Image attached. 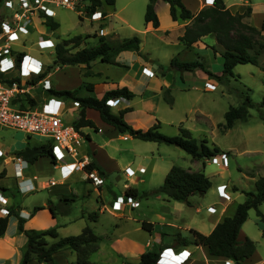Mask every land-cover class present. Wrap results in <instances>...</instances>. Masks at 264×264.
Wrapping results in <instances>:
<instances>
[{"label": "rangeland", "instance_id": "1", "mask_svg": "<svg viewBox=\"0 0 264 264\" xmlns=\"http://www.w3.org/2000/svg\"><path fill=\"white\" fill-rule=\"evenodd\" d=\"M7 1H10L11 4H8ZM42 1L41 4L36 2V0H0V27L4 20H9L10 22L16 21V18L11 17L9 19L8 16L9 13H13L14 10H17L20 14H25V17L22 16L23 18L20 19V22L27 23V27L29 28L27 34L20 36L18 40L11 43L13 47L12 55H14V59L12 60L15 67L12 71H7L4 74L7 77L17 75V69L19 67L17 64V53L22 52L21 49L27 50L29 54L38 59L35 60L36 62L33 64V79L37 80V78H41V75H44V77L41 80L39 79L36 83L37 86L31 90L33 94L31 97L33 96L32 98L35 100L37 98L40 100L45 99L46 101L49 97L48 91L43 89V82L48 78H50L52 87L56 90L75 88L80 85L83 80L91 82L90 76L84 75V73L90 74L93 72L91 66L83 67V64L67 66L55 64L56 44L76 35H82L84 39L80 46L74 48V51L84 46L97 45L99 39L94 36V33H97L99 36L105 35L110 40L137 35L143 39L141 43L142 49H147L150 45L154 47L153 57L149 58H154L158 65H162L161 68L163 70L168 71L170 66L169 60L162 56H159L162 59H158L155 55H169L172 51L171 49L174 48L165 46L155 36L144 32L147 26L145 13L149 0H116L115 9L104 6V8H109V13H111V15L109 17L102 16L100 19H92L93 14L86 11V3L82 0H77L74 9L59 5L57 1ZM225 3L226 7L232 13H244L251 7L250 14L244 17L243 20L250 25L256 26L260 33L251 34L248 30H245V32L252 35L256 47L261 49L262 53L260 59L264 65V47L259 46L260 44H264V28H261L264 24V0H225ZM49 4H52L51 6L56 10L55 16H51L60 23V27L56 31L45 23L46 17L42 15V12L45 14L44 8ZM207 5H211V2ZM159 13L162 16L163 22H167L166 15L170 14L168 7L166 5L160 6ZM124 19H128L130 24L125 22ZM43 28L47 29L48 32H43ZM103 28L104 30L102 31ZM41 35L45 38H51L54 45L50 48L40 49L38 39ZM217 44L220 51L225 49L218 40ZM208 46L209 48L207 49H209V54H204V56L202 54L199 58L206 64L208 69L215 73L216 70L223 68L222 59L219 55L215 54L210 44ZM146 51L147 50H144L143 54L146 55ZM182 52L183 51H181V53ZM183 54H188V52H183ZM186 56H189L190 59L196 58L191 52H189V55H184V57ZM214 56H217L218 59ZM142 57L146 60L144 55ZM99 59L100 58L95 61L94 68L102 70L104 75H109L113 80L121 81L123 79V75L125 74V69L123 67L102 63ZM148 63L150 62L148 61ZM172 70L174 69L170 71ZM174 72L175 75L172 76L173 83L171 82L169 86L171 87V95L173 97L172 104L166 101L164 97L165 91L164 93L162 90L158 91L159 84L156 82L157 79L154 80V82L152 81L149 86V88L156 93L152 100L158 110V116H156V118L160 121L159 130L166 135L174 136L181 134V127L188 128L195 137L200 140L206 139L207 144L211 148L218 147L220 152L210 158H194L190 153L176 144L145 141L135 137L131 139H122L117 133L112 134L104 130L101 135L103 137H98L96 141L102 143L103 141L105 142V140H111V146L109 148L106 147L109 152H106L104 147H100L98 150V157L103 159L106 163L103 165L112 167L109 168V176L106 185L103 186L105 193L101 191V194L98 195V191L95 189L93 190V188L95 186L100 190L102 187L97 186L89 178L85 177L83 180L80 179V177H78L80 175L79 171H76V173L70 175L71 177L65 180V182H71L70 184H73V189H77L78 191V194L72 192L69 196L78 198L73 203L72 211L69 215L59 214L55 219V223L60 221L63 222L67 218L78 219L71 225L68 224L63 227L62 233L67 236L79 234L82 228L81 225L84 223L89 224L96 233L101 235L103 242L108 244L107 241H112L110 246L120 254L119 256H123H121L123 258L121 259L120 257L110 255V253H106V245H103L102 249L92 256V260L97 263L125 264L126 261L135 262L137 257H141V254L134 255L135 257H129V255L125 254L122 246L125 237H116L120 235L118 232L124 231L126 228L128 229V227L134 229L138 226L139 219L158 222L161 221L158 215H167V221L165 222H174L176 227H164L168 229L166 232L169 234L175 233L177 236L183 238L190 234V231L186 229L188 223H190L191 227L207 231L212 223L210 217L212 218L213 216L212 213L208 211V206L212 202H216L219 206V201L222 200L219 193L220 183H226L222 185L226 187L228 185V190L231 191H233V186L238 187V190H234L235 193L233 197H236V200H233L231 203L230 209H232L237 203L243 202L246 199L244 190L255 191V181L251 176L258 178L264 174V104H262L264 100V69H262V66L254 63H239L234 68L235 75L229 76V79H224L223 81L210 78L202 69L181 71L176 68ZM183 72H186L185 78L183 77ZM216 74H222V72ZM204 75L207 76L205 77ZM169 78L171 79V76ZM206 79H209V83H204ZM143 86L139 84L133 85L137 92V96L130 104L135 107L134 110L142 106L141 101L144 97L142 90L144 89ZM102 88L104 87L99 86L95 88L94 91L91 92L92 95H99ZM146 90L147 89H145V91ZM248 94L255 103L254 106L250 108L248 119L246 121L237 120L233 127L226 128V111L231 105L241 103ZM61 117L66 123H70L72 119V116L68 113H65ZM125 120L134 127L148 129L154 124L156 119L149 115H140L137 112H132L128 114V117H125ZM83 130L85 133L91 132L93 137L95 136V131L90 127L83 128ZM0 141L4 142L3 149H12L11 151H15L27 144L36 145L40 143H49L51 142V138L37 134H27L24 131L0 125ZM79 149L82 152L87 151L88 153L89 149H91L88 140L85 139V142ZM55 151L57 152L56 155H58L57 167L49 162L47 159L48 157L43 159L38 164L40 170L38 171L39 177L37 181L40 184L42 182L50 183L52 180H55L57 183L56 185H50L47 188L24 194L20 193L18 188H16L18 181L16 177H8L1 180V184L7 186V191L11 194V199L14 204L38 203L40 199H52L57 201L55 192L61 189V185L63 184V178L61 177L59 167L65 160L70 159H68L57 147ZM91 153L92 152H90V154ZM111 153L122 157V165L120 167L116 166V163L110 158ZM145 153L151 154L153 159L148 161L146 158H142V155ZM222 153L229 154L230 164L227 166L213 162V157H220ZM134 156L136 160L132 163L129 159ZM194 159L195 161L196 159H204L205 162H207L206 173L209 174L212 180V187L203 195H191V204L174 199H170L169 201L168 199L164 200L165 195L156 190L164 181L170 168L175 164L187 169H189L188 167L192 168L194 166ZM221 160L222 159L219 158V161ZM138 161H141L140 165L143 164L146 166L147 171L135 172L134 175L129 176L125 171L127 168L126 166L131 165L134 169H137L136 165H138ZM33 169L34 168L30 171L33 172L36 168ZM25 171L27 174V169ZM76 178L79 181L75 182ZM125 183L128 184L124 185ZM134 189L138 190V197L135 196V200L140 202L139 206H134L130 202H125L126 204L122 206V209L117 210L119 214L118 217H115L111 212L106 210L100 212L104 200L103 197L114 198L116 193L124 194L125 191L126 194H124L122 198L126 199L130 196L127 192L133 194ZM98 200L99 203H97ZM85 207L88 208L87 211L98 213L97 220H91L89 218L90 212L85 214L84 218L82 217ZM260 209L264 213V203L260 205ZM249 214L250 216L246 226H244V231L258 241L259 250L252 261H247V264H256L259 262L258 260L264 258V229L256 209L251 208ZM39 220L42 221V218ZM35 223L36 227H40L38 222ZM139 232L137 233L139 234ZM158 232L161 234L162 230H158ZM140 234H143V236L150 235V233L144 231ZM161 238H163L162 234ZM48 239L50 238L48 237ZM158 243L161 244L162 239L161 242ZM161 247H163V244L160 246H153L150 250H160ZM73 253L74 256L69 259L71 263L76 262L75 252ZM124 255L127 256V258ZM174 255L176 254H173L172 251H167L164 258L170 257L172 261L173 258H175L176 261H178L180 256ZM66 256L67 253L59 255L57 258L58 264H67Z\"/></svg>", "mask_w": 264, "mask_h": 264}, {"label": "trees", "instance_id": "2", "mask_svg": "<svg viewBox=\"0 0 264 264\" xmlns=\"http://www.w3.org/2000/svg\"><path fill=\"white\" fill-rule=\"evenodd\" d=\"M104 1L110 5L115 4L116 0H88L86 4V10L90 14H93L98 9L103 7ZM157 0H150L147 4L145 21L152 22L155 27L160 25V20L155 11V2ZM170 4V13L174 20L181 18H190L191 23L186 27L185 33L180 37V40L187 46H191L202 40V37L208 34H212L216 37L218 42L224 46V50H217L215 46H212L215 54L219 55L222 59L223 70L222 74H216L212 70L208 69L206 64L197 56L190 61H181L177 57H174L171 61V65L181 71H195L196 69L204 70L210 78H216L219 81L229 79V76H234V68L239 63H254L262 66L261 62V49L257 48L255 41L250 33H260L256 26L250 25L244 22V17L250 14L251 7L244 13H232L227 7L225 0H214L211 5H207L202 8L198 13L193 14L181 0H167ZM180 8V14L177 13V9ZM106 14L103 11V15ZM46 17L45 23L52 29H57L60 23L53 18V16L44 14ZM264 28V24L261 27ZM250 31V33L245 32ZM1 32V27H0ZM236 32V34H235ZM95 37H98L99 43L94 46H84L76 51L74 48L80 46L83 43V36L76 35L72 38L64 39L62 42H58L55 47V64L57 65H75L85 64L90 66V63L98 58L102 62L110 63L113 65H119L126 67L127 65L117 62L114 57L123 50H135L139 51L141 48V38L137 35L131 37H124L118 39H108L105 35H98L94 33ZM90 37V36H89ZM115 40V41H112ZM260 47H264V44H260ZM26 52H19L17 57V64L19 65L22 56ZM32 79V83L36 84L39 79ZM0 79L11 84L13 80H20L18 76L7 77L3 72L0 73ZM90 87V85H88ZM82 86L74 90L63 89L56 90L50 88L48 93L64 99L77 100L80 103L79 118L74 122L77 129L81 131L82 127L91 126L98 129L93 120L86 118V109L93 108L100 112L102 119L112 125L121 133H127L135 138H139L145 141H156L159 143L176 144L190 153L194 158H210L216 153L220 152L218 147L211 148L207 144L206 139H198L195 137L191 130L185 127H181V134L169 136L159 130L160 121H156L148 129L136 128L125 120V113L131 110V107H125L118 112H113L112 106L107 101L115 96L130 100L133 99L136 94L128 87H118L108 90L102 97H96L94 95H80ZM164 97L170 104L173 103V97L171 95V87L166 88ZM33 104L36 100L27 94ZM21 100V96L15 99ZM254 101L251 96L246 95L245 99L237 104L231 105L225 113V127L231 128L234 126L237 120L246 121L250 115V108L254 106ZM264 104V100L262 102ZM18 155L23 157L29 162H35L42 156H48L53 163H57V156L54 151V147L51 142L40 143L36 145L27 144L23 149L18 151ZM96 167L94 162L88 165V169L92 170ZM100 173L105 175V172L99 169ZM212 187L211 178L205 173L204 170H190L180 165H173L165 176L164 181L156 190L159 193H163L168 199H174L181 202L191 204L190 196L205 194ZM127 192L128 195L135 196ZM246 199L243 202L238 203L234 213L226 216L222 221L218 222L214 229L205 234L196 229H190V232L194 234V240L177 236L176 240L185 244L195 243L199 245H205L209 249V253L215 256H223L234 260V264H243V260L251 257L257 248L255 240L246 236L243 241L238 239L240 230L249 217V210L255 208L257 215L264 224V213L260 209V205L264 203V175L258 177L255 181V191H245ZM62 199L66 201H74L75 198L69 195L62 196ZM42 206H36L34 210H38ZM50 209L53 214H56L55 206L50 205ZM70 212V208L65 210V214ZM10 214L6 216H0V236H2L8 225ZM89 218L91 220H97L98 213L90 212ZM25 220L23 217L19 219V231L23 232L27 236V242L23 252V257L20 264H29L33 259H37L40 262H47L48 264H58L56 261L57 253L64 249L70 248L76 253V262L70 264H102L93 262L90 256L93 252L99 249V243L101 237L94 232L91 226L86 225L79 234L59 236L58 229L56 227L46 230H36L25 228ZM156 223L143 220L142 226L145 230L153 232L155 230ZM48 237H53L56 240L50 241ZM162 249V248H161ZM160 250L149 249L141 254L140 260L133 262L127 261L126 264H159L158 259L160 257Z\"/></svg>", "mask_w": 264, "mask_h": 264}, {"label": "crops", "instance_id": "3", "mask_svg": "<svg viewBox=\"0 0 264 264\" xmlns=\"http://www.w3.org/2000/svg\"><path fill=\"white\" fill-rule=\"evenodd\" d=\"M181 1L188 9H190L192 11L193 14L198 13L202 8L207 6V4L209 3L207 0H181ZM115 4H116V1H115ZM115 4L110 5L104 1L103 7L98 9L96 12L98 15H101V17L102 16H105V17L108 16L109 17L111 15V13H109V8L113 9L115 7ZM51 5L52 4H49L47 6L49 8V11H50V12H48V14H52L55 16L56 10ZM162 5H166L168 7L169 12H170V4L167 0H157L155 2V11L157 12V15L159 17L160 25L158 27H155L151 21L146 22L147 26L144 29V32L150 33L152 36H155L165 46H168L170 48L171 47L174 48V49H171L172 51L169 55L168 54L165 56L164 55H157V54L155 55L158 59H162L161 57H159V56H162L163 58H166L167 60H169L170 66H169L168 71L163 70L161 68L162 65L161 66L158 65V63H156L157 61L154 58H149V57H153L152 54H153V48L154 47H151V45L147 49L140 48L139 51L123 50V51L119 52L114 57V59L117 62L127 65L126 67L121 65V67H123L125 69V74L123 75L124 77L121 81L113 80L109 75H104L102 70L94 68L95 63H96L95 61L98 60V59H96L90 63V66L92 67L93 72H91L90 74L84 73V75L90 76L91 82H89V81L86 82L83 80L80 85H78L75 88L69 89V90H74V89L82 86V88L80 90V95L86 96L89 94L92 95L91 92H93L95 88L100 86V87H104V88H102L99 95H95V96L96 97H102L104 95V93L108 90L125 86V87H128L133 92H135V94L137 96V92L135 91L133 85H136V84H139L140 86L144 85L143 86L144 89H142L144 97L142 98V101H141V103H142L141 107L139 106L137 109L134 110L135 107L130 104V102L136 98V96H135L133 99H130V100L121 98L122 101L118 105H116L115 107H112V110H113V112H118L123 107H131L132 109L125 113V117H128L129 113L137 112L140 115L145 114V115H149L150 117H155V119H156L154 121V123H155L158 120L156 118V116H158V114H157L158 110L156 109V106L153 103L154 101L152 100V99H154L156 93L153 92L152 89L149 88L151 82L152 81L154 82V80L157 79L156 82L159 84L158 91L162 90V92L164 93L166 88H168L171 85V82L173 83L172 76L175 75L174 70H176V68H174L171 65V61L174 57H177L181 61H190L193 59H190L189 56L184 57V55H189V52L193 53L194 57H197V56L201 57L202 54H203V56H204V54L208 55L209 49H207V48H209V46H208L209 44L211 46L216 45L215 47L217 48V50H220V49H218L217 39L212 34H208V35L203 36L202 40L200 42L195 43L191 46H187L186 44H184V42L180 40V37L185 33L187 25L189 23H191V19L190 18L184 19V18L179 17L177 20H174L171 16V13H170V14L166 15L167 22H163L162 16L159 13V7ZM104 6H108L109 8H104ZM103 11L106 14L103 15ZM180 11H181L180 8H178L177 13L180 14ZM114 13H116V12H114ZM124 20H125V22L130 24L128 19H124ZM107 28H109V27H107ZM57 29H54V31H56ZM43 32L46 33V32H48V30L43 28ZM142 41H143V39H141V43H142ZM144 50H147L146 55L143 54ZM18 51H20V50H18ZM21 51H25L26 53H28L27 50L21 49ZM181 51L188 52V54H183V52L181 53ZM18 53H17V55H18ZM143 55L145 56L146 60H144V58L142 57ZM11 58L14 59V55H11ZM215 58L218 59L217 56ZM148 61L152 64H150V66H148L147 70L150 73H152V71H153V75L149 74L145 71V66H146L145 62H148ZM102 63H105V62H102ZM83 65H84L83 67H86L85 64H83ZM63 66H67V65H63ZM117 66H119V65H117ZM171 69H174V70L170 71ZM222 70H223V68L220 70H216L215 73H221ZM185 75H186V72H183L184 78H185ZM170 76H171V79L169 78ZM204 76L206 77L207 75H204ZM48 80L51 82L50 78H48ZM208 81H209V79H206L204 83H209ZM51 84H52V82H51ZM88 85H90V87H88ZM145 89H147V90L145 91ZM48 95H49V93H48ZM50 96H52V95H49V97ZM68 100H72V99H68ZM36 101H37L38 105L41 106V104L45 101V99L40 100V99L36 98ZM67 103L69 104L70 102H67ZM78 115H79L78 111L73 112L74 117H78ZM86 118L93 120L98 129H95L91 126H86V127L81 128V132L85 134L86 140H88V142L91 145V149H89V152L87 153V151H85L83 153L89 155L91 162H94L96 165L95 169L98 171L100 169L101 171L105 172L104 176L106 177V179H108V176H109L108 174L110 171L109 168H112V167H109L108 165H107L108 167L106 165H103L106 163H105V161H103V159L98 157V154H99L98 150L100 149V147H104L106 152H109V150L106 147L109 148L111 146V140L109 139L107 141L105 140V142L103 141L102 143H99V141H96L97 138L102 135V132H104V130H106L107 132L112 133V134L117 133L119 135V137L122 139H126V138L131 139L133 136H131L130 134L121 133L117 129H115L112 125L105 122L102 119L100 112L96 109L87 108L86 109ZM87 127H90L91 129H93L95 131V136H94L95 138L93 137L91 132H86V133L84 132L83 128H87ZM101 137H103V136H101ZM154 142H156V141H154ZM3 145H4V142L0 141V151L2 152V154L0 153V208H2L4 210L7 209L9 212V213H7V215L10 214V216H9V221H8L6 231L2 236H0V264H20L22 257H23L25 245L27 242L26 234L19 231V219H20V217H23L25 220V224H24L25 228H28V229L31 228V229H36V230H46L49 228L56 227L58 229L59 236H61V237L67 236L64 233H62L63 227L67 226L68 224L71 225L73 222H75L78 219L67 218L63 222L60 221L57 223H55V219L58 217L59 214L69 215L72 211L73 203L78 198V197H76L74 201L70 202V201H66V200L62 199V196L69 195L72 192L75 194H78V191H77V189H73V184H70L71 182H65V180L69 179L71 176H69L68 178H64L61 174V177L63 178V180H62L63 184L61 185V189H58L55 192L56 193L55 196L57 197L58 203H57V201H54L52 199H44V200L40 199L38 203L36 202V203H31V204H29V203H27V204H24V203L14 204L12 202V199H11V194L7 191L8 190L7 186L1 184V180L3 178L13 177V176L16 177V179H18L16 188H18V191L20 193H24V194L32 193V192L38 191L42 188H47L48 186H50L52 184L47 183V182H45V183L42 182L39 184L37 179L39 177L38 171L40 170V166H38V164L43 159L47 158L48 156H42L38 160H36L35 162H29V161L25 160L23 157L18 155V151L23 149L25 146L18 148L15 151H11L12 149L11 150L3 149ZM55 148L56 147H54V151H55ZM90 152H92V153L90 154ZM55 153L57 154L56 151H55ZM56 156H57V163H53L50 157L47 158L49 160V162L55 167H57V165H58V155H56ZM66 156L68 157V159H70V157L68 155H66ZM228 157H229V154H228ZM110 158L114 161V163H116V166L120 167L122 165V157L120 155H115V154L111 153ZM135 158L136 157L134 156L133 158L129 159V161L134 163L136 160ZM142 158H144V159L146 158L149 161V160L153 159V156L149 153H145L144 155H142ZM70 160H65V162H63L60 165V167H59L60 173H61V166ZM141 161H138L137 162L138 165H136V166H140ZM152 162H153V160H152ZM200 164H201V166H200ZM206 164H207V162H205L204 159H200V160L196 159V161L194 159V166L192 168H190V167H188V168L190 170H204L206 173ZM229 164H230V159H228V165ZM31 166L34 169L36 168L35 171H33V172L30 171V170H32ZM128 166H131V165H127L126 167H128ZM21 169L23 170L22 175L17 176V174H16L17 170H21ZM26 169H27V174L25 171ZM74 173H76V172H74ZM79 174L80 175L78 177H80V179H82V180L85 179L86 174L83 171L82 172L79 171ZM206 174L209 176L208 173H206ZM251 178L254 181H256V179H257L254 176H251ZM75 180H76L75 182L79 181L77 178ZM90 183H92V182H90ZM56 184H54V185H56ZM126 184H128V183H125L124 185H126ZM220 184H221L220 186L223 189L224 186L222 184H226V183L223 182ZM22 186L27 187V189H29V191H26V192L22 191ZM103 186L104 185L101 186L102 188H100V190L98 187L96 188L94 186L93 190L94 189L97 190L99 193L98 195H100L101 191H102V193H105ZM228 187L229 186L227 185V187L225 189V195L224 196L220 195V198L222 200L219 201V206L216 202H212L208 206V208H209L213 204V206L215 207V210H216L215 212L208 210L213 215L212 218L210 217L211 222H212L210 228L207 231H204V230H201L199 228L191 227L190 223H188L186 229H188L190 231V229L193 228V229H196L202 233L209 234L214 229V227L217 225L218 222L222 221L226 216L232 215L234 213L238 203L232 209H230L231 208L230 206H231V203L233 202V200H236L235 199L236 197L234 198L233 194L235 193L236 190H238V187L233 186V191L235 190L234 192L231 190H228ZM124 194H126L125 191H124ZM124 194L116 193V196L114 198L113 197L112 198L103 197L104 200H103L102 207L100 208V212L106 210V211L111 212L115 217H118V215H119L118 211L114 210L112 208V204L116 199L122 198V196ZM135 194H137L135 196L138 197V190L137 189L135 191ZM4 196L8 198V202L5 204L2 203V197H4ZM165 197H164V200H167L168 198L166 195H165ZM169 200L170 199H168V201ZM97 203H99V200L97 201ZM51 204L55 206L56 214L52 213V211L50 209ZM139 204H140V202H139ZM139 204H138V206H139ZM36 206H42V208L35 211L34 208ZM68 208H70V212L68 214H65V210H67ZM87 209H88L87 207L84 208V212L82 214L83 218L85 217V214H88V212H90V211H87ZM249 216H250V214H249ZM40 218H42V221L39 220ZM158 218L161 221L154 222V223H156V225H155V230L152 233L145 230L142 226V221L147 220V219H139L138 226H136L134 229L128 227V229L126 228V230L118 232V234H120V235H117L116 237H118V236L125 237L124 243L122 244L123 249L125 251V254L129 255V257H133L134 255L142 254L144 251L152 248L153 246H160L161 244H163V247H161L162 248L161 250H163L165 248H171V251L174 254H176L177 256L181 252H183V256H185L188 252H190V256L187 259H185L183 262H181L182 261L181 259L183 256H181L180 259L178 261H175V262L172 261V259H170V257L169 258H163V262H170L171 264H231V263L234 264L233 259L223 257V256L211 255L209 253L208 247L205 245H199V244H195V243L185 244V243L177 241L176 240L177 235L175 233L169 234L168 232H166L168 230L167 228L176 227L175 226L176 224L174 222H171V221L165 222V221H167V219H166L167 215L160 214V215H158ZM248 219H249V217H248ZM248 219L245 221V223L243 224V226L240 230V233L238 236V239L240 241H243L246 238V236H249L250 238H254V237H251L249 235V233L244 231V228H245L244 226H246ZM35 222H38L40 227H36ZM86 225H89V224L84 223L83 225H81V227H82L81 231ZM262 226L264 229L263 222H262ZM164 227H167V228H164ZM158 230H162L161 234H162L163 238H161V234H160V232H158ZM142 231L150 233V235L149 236H143V234H140V233H142ZM137 232H139V234ZM96 234H98V233H96ZM99 236L101 237V235H99ZM49 238L51 239V240L49 239L50 241L56 240L53 237H49ZM185 238H188L189 240H194L195 236H194V234H192L190 232L189 236H187ZM161 239H162V243L160 244L158 242H161ZM263 239H264V233H263ZM100 241L101 242L99 243V249L97 251L93 252L90 256L91 260H92V256L96 252L100 251L102 249L103 245H106V250H105L106 253H110V255H112V256L120 257L121 259H123L122 258L123 256L122 255H121L122 257L119 256L120 254H118L110 246L112 244V241L111 242H110V240L107 241L108 242V244H107L106 242H103L102 237H101ZM255 241H256V243L258 242L256 239H255ZM68 249H70V248H64V249L60 250L56 255V261H57V258L59 255H61L62 253H67V256H66L67 257V264H70L71 262L69 261V259L72 258V256H74V253H73L74 251L71 249L70 250H68ZM258 250H259V246L257 243L256 251L254 252V254L251 257L244 259L243 264H247V261H252V259L257 255ZM71 251H73V252H71ZM75 256H76V253H75ZM125 257L127 258V256H125ZM139 257H137L136 261H139ZM258 261L259 262L256 261L257 262L256 264H264V258H262L261 260H258ZM93 262H95V261H93ZM29 264H48V263L47 262H40L37 259H33Z\"/></svg>", "mask_w": 264, "mask_h": 264}, {"label": "built area", "instance_id": "4", "mask_svg": "<svg viewBox=\"0 0 264 264\" xmlns=\"http://www.w3.org/2000/svg\"><path fill=\"white\" fill-rule=\"evenodd\" d=\"M46 1H57L59 5H62L67 8L74 9L76 6L77 0H46ZM88 4V0H82ZM209 1V0H207ZM36 2L42 4V0H36ZM214 0H211V4ZM8 4H11L10 1H7ZM45 13L48 14L49 8L45 7ZM52 15V14H48ZM25 17V14H20L17 10H14L13 13H9V19L11 17L16 18V21L10 22L2 21L1 32H0V73H6L7 71H12L15 67L12 55V42L18 40L20 36H24L29 32L27 23L20 22V19ZM101 15H98L97 12H94L92 19H100ZM104 28L102 29V31ZM38 41L39 48H50L54 45L53 41L44 36H40ZM18 56V55H17ZM34 56L29 53H25L22 56V60L18 67V73L16 76L20 80H13L11 84H7L0 79V125L6 127H12L21 131L26 132L27 134H37L44 137L51 138V143L53 147H57L64 155L70 157V161L61 166V174L64 178L69 177L76 171H83L86 174V178L91 179L93 183L97 186H102L106 184V177L100 173V171L95 168L90 170L88 165L91 163L89 155L83 153L79 147L85 142L86 136L79 129L76 128L74 122L79 118L73 116L74 111L79 112L80 103L77 100H67L64 98H59L57 96H50L44 101L41 106L36 103H32L27 99V94L32 95V89H34L37 84L32 83L33 79V64L36 62ZM27 61V63H26ZM145 71L150 73L147 68L150 66V63L145 62ZM52 88L51 82L47 79L43 82V89L49 90ZM21 96L20 101L15 99ZM51 95V94H49ZM33 97V96H32ZM121 97L115 96L110 98L107 103L110 106H116L121 102ZM67 102H70L69 104ZM68 110V111H67ZM68 113L72 116L70 123L64 122L62 115ZM2 154V152L0 151ZM219 158L222 160L219 161ZM228 154L222 153L220 157L214 156L213 162L217 164H222L224 166L228 165ZM134 169L132 166H128L125 171L129 176L135 174V172H145L146 166L140 165ZM22 169L17 170V176L22 175ZM52 185L56 184V181L53 180L50 182ZM224 188L219 187V193L221 196H224ZM22 191H29L27 187L22 186ZM8 198L2 197V203H7ZM127 202L132 203L134 206H138L139 202L135 200V196H128L126 199H116L112 208L114 210H121ZM209 210L215 212V207L211 205ZM8 210L0 208V215L6 216ZM171 251V248H165L160 252V257L158 263L163 262V258L166 255L167 251ZM174 254V253H173ZM177 256V255H174ZM178 256H183V252L178 254ZM190 256L188 252L185 256L182 257L183 262ZM232 264V263H231Z\"/></svg>", "mask_w": 264, "mask_h": 264}, {"label": "clouds", "instance_id": "5", "mask_svg": "<svg viewBox=\"0 0 264 264\" xmlns=\"http://www.w3.org/2000/svg\"><path fill=\"white\" fill-rule=\"evenodd\" d=\"M159 264H171V263L170 262H160Z\"/></svg>", "mask_w": 264, "mask_h": 264}, {"label": "water", "instance_id": "6", "mask_svg": "<svg viewBox=\"0 0 264 264\" xmlns=\"http://www.w3.org/2000/svg\"><path fill=\"white\" fill-rule=\"evenodd\" d=\"M173 261L175 262V261H176V259H175V258H173Z\"/></svg>", "mask_w": 264, "mask_h": 264}, {"label": "snow or ice", "instance_id": "7", "mask_svg": "<svg viewBox=\"0 0 264 264\" xmlns=\"http://www.w3.org/2000/svg\"><path fill=\"white\" fill-rule=\"evenodd\" d=\"M209 2H211V0H209Z\"/></svg>", "mask_w": 264, "mask_h": 264}, {"label": "bare ground", "instance_id": "8", "mask_svg": "<svg viewBox=\"0 0 264 264\" xmlns=\"http://www.w3.org/2000/svg\"><path fill=\"white\" fill-rule=\"evenodd\" d=\"M38 40H40V39H38ZM27 62V61H26Z\"/></svg>", "mask_w": 264, "mask_h": 264}]
</instances>
